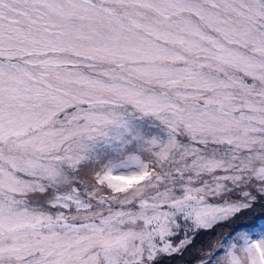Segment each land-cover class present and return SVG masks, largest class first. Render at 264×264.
<instances>
[{"label": "snow or ice", "instance_id": "snow-or-ice-1", "mask_svg": "<svg viewBox=\"0 0 264 264\" xmlns=\"http://www.w3.org/2000/svg\"><path fill=\"white\" fill-rule=\"evenodd\" d=\"M129 106L168 141L138 173L84 164L81 138ZM249 210L264 213V0H0V264H160ZM240 227L197 264H264V224Z\"/></svg>", "mask_w": 264, "mask_h": 264}, {"label": "rangeland", "instance_id": "rangeland-1", "mask_svg": "<svg viewBox=\"0 0 264 264\" xmlns=\"http://www.w3.org/2000/svg\"><path fill=\"white\" fill-rule=\"evenodd\" d=\"M117 115V123L109 127L106 136L82 137L78 150L84 156V164L111 165L116 174L138 173L140 171L138 161L150 162L148 159L153 155L150 148L154 147L152 142L166 143L170 136V130L157 116L142 113L130 106L120 110ZM181 139L184 138L181 137ZM77 171L79 172L77 186L81 187L82 191L83 185L94 184L95 174L89 168H78ZM114 182L123 183V181L115 180ZM97 187H99L101 195H113L111 189L106 185H97ZM229 195L235 198L236 193ZM39 196L40 194H36L37 198ZM259 206L258 204L257 207ZM113 207L119 206L113 205ZM72 211L74 212V209ZM253 221L257 225L264 224V213L249 210L235 222L225 221L214 231L211 229L201 230L194 238L189 251L174 257H163L160 264H197L196 257L200 254L199 250L205 248L211 240H214L222 232L230 237L235 232L243 230L240 227L241 224H250Z\"/></svg>", "mask_w": 264, "mask_h": 264}]
</instances>
